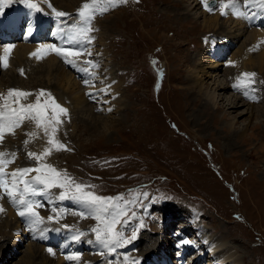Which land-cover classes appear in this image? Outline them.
I'll use <instances>...</instances> for the list:
<instances>
[{
	"label": "rangeland",
	"instance_id": "rangeland-1",
	"mask_svg": "<svg viewBox=\"0 0 264 264\" xmlns=\"http://www.w3.org/2000/svg\"><path fill=\"white\" fill-rule=\"evenodd\" d=\"M75 1L81 0L60 2L74 4ZM101 6H104V0H101ZM212 8V11L219 10L218 0ZM210 14L214 16L201 0H127L110 7L102 15H96L100 19L101 34L98 38L102 39L101 42L93 40L92 47H89L93 56L86 55L89 58L85 60L97 58L101 48L108 53L105 52L107 56L97 62L98 76L93 77L92 84L97 85L107 70L110 69L112 77L115 72L125 93L124 107L118 113L111 109L110 114L91 115L89 112L94 110H90V103L95 107L97 100L88 96L86 112L79 115L77 111L70 110L66 116H60L62 123L58 126L56 139L68 150L53 151L42 162L66 171L77 183L95 185V188L86 190L97 195L114 197L122 194L128 200L138 198L139 203L130 206L128 211V216L134 211L136 218L127 228L117 226L128 238L134 230L138 231L136 239L124 248L111 255H101L106 250L97 243L86 246L84 242L88 238L95 241L94 233L89 230L98 221L73 215L82 209L75 201L74 205L69 203L70 207L80 210L71 212L70 209L58 223L52 222L60 231H43L46 235L51 233L47 239L50 247L60 251L64 258L59 264H89L93 261L117 264V258L122 259L121 264L134 261L138 264L151 252L146 251L145 245L156 243H162L166 253L167 250L171 252L169 256L166 254L164 261L158 257V263L173 264L177 250L169 249L171 233L178 227L187 229L186 225L192 219L196 220L197 226L206 229L211 239L217 241L219 237L235 246L233 259L239 261L235 264H264V67L261 72L256 67L252 70L256 74V82L250 87L261 94V99L255 103L251 96L247 97L233 87L238 79L228 80L225 76L228 69L233 68L230 60L236 62L241 51L248 48V32L255 25L249 23L244 27L243 21L239 27L236 19L230 23L226 21L229 19L218 15L217 26L226 30L230 28L228 38L224 40L233 43L220 57L218 66L212 67L214 57L209 56L207 43L212 39H217L212 44L223 40L220 39L222 34H210L203 26V18ZM261 23L264 21L255 27L264 32ZM45 25L38 34L35 33L36 37L31 36L30 42L45 41L63 46L59 33L53 36H45V31L40 33L47 27L50 30L54 28L53 25ZM10 30L17 31L13 27ZM235 31L238 33L234 39L231 34ZM28 62L30 60L23 58L21 62L13 60L14 64L9 68L0 66V94H5L12 85L33 93L22 103H34L35 94L41 89L54 98L59 92L50 89V85L55 84L54 78L42 72L41 67L39 70ZM62 65L72 72V79L75 75L83 79V75L77 74L72 66ZM196 67L205 71L200 92L193 81L192 71ZM249 68L246 64L244 69L247 72ZM18 81L21 86H15ZM205 92L213 93L215 104L209 103ZM45 99L47 97H42L41 102ZM0 102L3 103L2 100ZM231 102L237 107L231 108ZM106 105L109 102L102 103V106ZM49 115H52L51 111ZM31 125L33 128L34 123ZM26 133L25 127V131H19L11 139L10 146L14 152L17 151L15 161L19 167H23V161L35 167V161L28 159L27 153L39 154L45 147H50L48 137L39 136L37 132L25 147L24 141L29 139ZM53 191L58 195L61 189ZM50 208L51 205L45 203L40 209L55 215ZM141 220L143 227H139ZM64 225L69 229H64ZM34 229L33 226L8 229L5 224H0V264H25L22 258L30 247L31 255H34L28 264H45L47 260L55 264L56 259L47 251L32 247L46 243L47 238L32 237ZM76 229L85 232L78 241L81 245L72 249L74 241L71 240L69 246L63 248V236ZM54 233L58 242L52 236ZM195 234L198 235L193 228L188 230L191 242ZM195 251L191 249L181 258L188 262L193 259ZM75 253L79 254V260L67 259L68 255ZM209 255L210 252L205 253L202 259L194 262L205 264ZM98 258L102 259L101 263Z\"/></svg>",
	"mask_w": 264,
	"mask_h": 264
},
{
	"label": "snow or ice",
	"instance_id": "snow-or-ice-1",
	"mask_svg": "<svg viewBox=\"0 0 264 264\" xmlns=\"http://www.w3.org/2000/svg\"><path fill=\"white\" fill-rule=\"evenodd\" d=\"M10 2V0H0V4ZM27 2L28 6L35 11H42L36 4L31 3V0H22ZM127 0H104V6H101V0H90V2L83 3L82 7L77 10L76 14L57 11L52 8V12L58 18L73 17L72 22L68 23L67 20L62 21L64 27L58 29L60 39L63 41V46H57L56 44H41L36 51L30 55L43 59L47 53H55L63 58L64 62L74 68H78L81 72H88L89 69L85 67H78L79 63L86 64L92 68L99 67L98 63H94L93 60L79 61L78 58L82 55L91 56L89 46L94 39L90 35L95 31L92 27V21L96 14H104L110 7L114 8L118 4L126 3ZM204 6L208 11H212L213 8L209 5V0H203ZM217 0H212V4H216ZM241 0H219V10L221 15H227L226 9H232V12L237 17L250 19L254 18L257 14H264V0H243L245 8L255 5L258 12L253 13L250 17L247 12L240 10ZM51 7V5H49ZM34 31V27L29 25L27 32L29 35ZM14 48V45H5L3 49V55L0 56V65L3 68L9 67V56ZM230 64L232 62H229ZM23 74V70H21ZM95 76V73H91ZM255 73L245 72L242 74L243 78L239 79L238 83L233 87L245 88L254 84ZM85 84L90 83L89 80L84 81ZM100 91H105L101 89ZM247 94V92H245ZM33 95L31 92L9 89L7 94H0V146H3L7 136H15L16 130L26 122H34L37 129H43L45 136L48 137V145L41 153L31 152L27 153V158L35 161V167H18L12 171H8V165L15 162L17 158L16 152H9L8 150L0 151V198L6 197L10 203L17 208L18 215L27 218V221L33 226L45 225L47 222H59V220L66 214V209H58L56 202L60 201H75L82 209L78 212L72 213L78 215L81 219L93 218L98 221L97 225L91 228L89 231L94 233L95 241L88 240V243H97L106 251H102L101 255H111L117 252V249L126 246L136 239L137 230L133 231L130 238L125 237L122 230L129 227L131 222L136 218V213L133 211L131 216H128L130 206L139 203L138 198L128 200L124 196H101L97 195L94 191L86 189L95 188V185H86L77 183L74 178L70 177L66 171L56 169L53 165L43 163L53 151L68 150L66 145L56 139V132L58 126L62 123L60 116L67 115L68 110L58 104L51 96V93H47L41 89L36 95V101L34 103H22L23 100H27L29 96ZM92 96V93H88ZM42 97H47L41 102ZM111 111V109H108ZM51 111L52 115H49ZM29 139L24 141L25 147L31 142V139L35 138L36 133H26ZM35 173V175H30ZM61 189L57 195L53 190ZM147 196V193H143ZM42 198L43 202L41 199ZM47 203L51 205V212L55 215H49L47 218L40 215L38 208L44 207ZM4 209L0 206V212ZM126 217V218H125ZM120 226V229L117 226ZM64 228H68V225H64ZM139 227H143V221H140ZM47 229H41L46 231ZM60 231L59 228L54 229ZM85 235V232L78 229L73 230L72 240L78 242ZM188 243V241H184ZM49 253H52V249H47ZM67 259L76 261L79 260L78 255H70ZM133 264H136L134 261Z\"/></svg>",
	"mask_w": 264,
	"mask_h": 264
},
{
	"label": "bare ground",
	"instance_id": "bare-ground-1",
	"mask_svg": "<svg viewBox=\"0 0 264 264\" xmlns=\"http://www.w3.org/2000/svg\"><path fill=\"white\" fill-rule=\"evenodd\" d=\"M60 1L61 0H31V3L36 4L37 7L42 9V11L38 12V11L31 9L28 6L27 2H22V0H10V2L0 4V17H5L7 20H10V12L13 10L16 14V15L14 14V17L15 16L21 17L26 22H28L29 25H31L35 28V32H33V36L36 37L35 33L37 32V34H38V30L41 29V27L44 26L45 24L53 25L54 28H52L49 31V34H50L49 36H53L55 33H58V29L60 27L65 26L64 24H62V21L67 20L68 23H71L72 17L71 18L70 17L58 18L52 12V8H55L57 11H64V12H68V13L73 14L80 7H82L83 3L90 2V0H81V1H75L76 4L75 3L73 4L71 2L61 3ZM193 1H197V0H193ZM201 1L203 2V0H201ZM225 2H227V0H225ZM195 3H197V2H195ZM192 4H193V2H192ZM49 5H51V7H49ZM218 8H219V0H218ZM247 8H248V10H245ZM247 8L244 7L243 0H241V3H240V10L241 11L247 12V14L250 17L253 15V13L258 12V9L256 8L255 5H251ZM211 12L214 14V16H212L210 14L208 17H204L203 18V24H204L203 26L205 27V29L208 30L207 32L210 34H211V32H213V33L216 32L219 35L222 34V37H220V39L223 40L222 43H218V44L217 43L212 44V43L216 42L217 39H212L211 41H208V43H207V47L209 49V52L208 51L207 52L209 53V56L211 58L214 57V58H212L213 59L212 67H216L219 64L218 61L221 60L220 57L223 56L224 54H226L225 53L226 49L228 50V47H230L233 43V42L231 43V42H228L227 40H224L225 38H228L227 32H230V28L228 30H226L225 27H222L220 25L217 26L219 23L218 22V15H220L221 18L229 19L226 21H230V23H233L232 21L234 19H236L239 27H241L243 25V21H245L244 27H246V26H248L249 23L250 24L253 23L255 26H257L258 23L260 24L261 20L264 21V14H257L254 16V18L245 19V18L237 17L236 15H234L231 7L226 9V12L228 13L227 15H221L220 10L210 11V13ZM114 13H117V12L114 11ZM96 15L92 21V27L95 29V31L91 32L90 35L93 36L94 39H98V42H101L102 38L101 39L98 38L101 34V32L99 30L100 19L98 20V17ZM47 25H45V26L47 27ZM17 26H18L17 24L12 25L9 27V30L12 29V27L14 29H17L18 28ZM255 26H254V28H252V30H250L248 32V36H247L248 48H246L244 51H241L240 59H238L236 62L231 63L233 66L232 69L227 68L228 71L225 73L226 74L225 76L227 77L228 80H236L238 78L239 79H247V78L242 77V74L246 72L244 69L246 64L247 65L249 64V67H250L247 72L252 73V70L254 67H256L258 72H261V70L263 69V67H264V32L261 31L260 28H257ZM216 27H217V29H215ZM236 30H240V28H237ZM20 31H22V30L20 29ZM8 33H9V31L6 32V31L0 30V36H7ZM236 33H238V32L235 31L234 34H231L232 37L234 36L233 37L234 39L236 37V35H235ZM31 36L32 35L29 36L27 41L24 40L21 43H13L12 44V45H14V48L12 49L10 56H9V65L12 64L13 60L21 62V60L23 58H27L28 60H30V62H28V63L33 64L32 67L36 66L37 68H39V70L41 67V69L43 70L42 72H47L46 73L47 76L49 75V77L52 76L54 78L55 84L50 85V89L51 90L53 89V91H55V92L59 91L57 93V95L54 97L55 101L58 104H60L64 108H66L69 112H70V110H73V111L75 110L80 115V113L86 112V111H84L85 105L88 106L89 102H87V99H88L87 97L90 96V95H88V93H92L93 95L90 96V98L96 99L97 102H96L95 107H93L94 105L92 106L90 103V106H89L90 110H94V112H89V114H91V115H93L94 113L99 114V115L110 114V111L108 109H114L115 113H118L117 111H119L121 107H124L123 103L125 100L124 99L125 93L123 91L122 83L118 80L115 72H114V77H112L110 69L107 70L104 74L105 76L99 80V83L97 85H93L92 84L93 77L98 76V72L96 71L97 67L92 68L86 64L79 63L78 67L88 68L89 71L88 72H81L78 70V68L73 67L76 70L77 74L83 75V79L81 78V80H80V78H79L80 76L77 77L75 74L74 75L77 78L74 76V79H72V76H73L72 72L69 71L67 68H65L64 67L65 65H62L63 63H65L62 57L56 55L55 53H51V52L44 55L43 59H37V58L30 55L31 53L36 51L37 48L41 44H44V45L50 44V43L45 42V41L42 43H36V42L32 43V42H30ZM210 37H212V36H210ZM93 40H92V42H93ZM62 43H63V41H62ZM92 45H90L89 47H92ZM102 45H103V43H102ZM4 46L5 45H0V56H2L4 54L3 53ZM105 52L108 53V51L105 48H101V50H99V52H98L99 54L97 55V58H90V59L93 60L94 63L102 61L107 56V53H105ZM92 56H93V54H92ZM206 57H207V55H206ZM86 58H89V57H87L86 55H82L81 57L78 58V60L79 61H85ZM24 62L26 63V61H24ZM199 62H201V61H199ZM230 62H231V60H230ZM202 64H204V63L202 62ZM66 65H68V64H66ZM0 66L2 67V65H0ZM54 66H56V67L54 68ZM197 66H199V65H197ZM204 67H205V65H204ZM14 68H15V65H14ZM16 68H17V65H16ZM18 71H20V70H18ZM192 72H193V76L195 78L193 80L194 84H197V88L199 89L198 92H200V91H202V85H203V84H200V82H201V79H203L202 77L205 75L204 68L198 69L196 67V69H194V71H192ZM91 73H95V76H92ZM199 73H200V76H199ZM226 77H224V78H226ZM86 79L89 80L90 83L85 84L84 81ZM223 81H225V80H223ZM19 82L20 81L15 82V86H21V84ZM237 83H238V81L235 82L234 84H237ZM9 89H16V87L11 85ZM9 89H7L5 91V95L7 94V91ZM20 89H22V87H20ZM101 89H105V91H100ZM235 89H236V91H240V93H242V94L243 93L245 94V92H247V94H245V95L247 97L251 96V99L253 98L252 100H254V103L258 102L259 99H261V94L255 93L252 90V88L250 87V85L247 87V89L237 88V87ZM2 91H4V90L2 89ZM106 95H108L109 97L106 98L105 97ZM205 95L207 96V100L209 101V103H212V104L216 103V101L214 100L212 92L211 93L205 92ZM103 102H109V105L102 106ZM245 103H246V101H245ZM230 104L232 106L231 108L237 107V104H235L234 102H231ZM125 105H126V103H125ZM207 107H205V108H207ZM103 118H105V117H103ZM105 121H107V120H105ZM117 122L119 123L120 121H117ZM108 123H110L109 120H108ZM33 126L34 127L32 128L30 121H26L21 126V128L16 130V135H18L19 131L20 132L25 131V127L27 128L28 133L39 132V136L45 135L43 132V129H37L36 128L35 123ZM230 126H232V125L230 124ZM243 133H244V130H243ZM16 135L15 136H7L4 145L0 146V151L8 150L9 152H14L13 151L14 148L10 146V141H11V139L15 138ZM17 162L15 161L13 164L8 165L7 170L10 172V171L14 170L15 168H18L19 164ZM22 165H23V167H31L29 162L24 163V161H23ZM30 175H35V173H31ZM38 199L42 200V198H38ZM0 206H2L4 209L3 212H0V224H2V223L5 224L6 228H8V229H14V228L21 229V227L25 228L28 226H32L27 221V218L21 217L18 215L17 208L14 207L6 197L0 198ZM37 211H38V209H37ZM71 212H72V210H71ZM39 213L41 216H43L45 218H47V216H49V215H52L50 212L46 211L45 209L44 210L40 209ZM79 218H81V217H79ZM194 221L196 222V220H194ZM194 221L192 219V221H189V223H187V225H186V226H188L187 229H185V228L181 229L180 227H178L177 229H175L176 231H174V233L173 232L171 233V237H170L169 243H168L169 249L174 248L177 250V252H175V255H174L175 261L173 262V264H176V261L178 263L180 262L181 264H196V262H194V260L202 259L203 258L202 255H205V253H208V252H210V255H209L210 258H209V260L205 261V264H217V263L218 264H235V263L239 262L236 259H233L234 255L232 254V251L235 249V246L231 245L230 243L222 241L223 239L219 238V237H218L219 240L217 239V241L214 240L215 238L211 239L210 235H208L206 233V229L202 226H199V225L197 226V224ZM21 223H27V224H21ZM167 227H169V226H167ZM45 228L47 230L53 231L56 227L54 225H52V222L46 221L45 225H39V226L35 227L34 230H32V237L36 236V235L40 238L47 237L46 238V242H47L48 241L47 239L51 235V233L46 235V233L41 232V229H45ZM191 228H193L194 232H196L198 234V235L195 234L193 242H191L187 236V232H188V230H191ZM12 232H13V230H12ZM17 234H15V235H17ZM66 234H68V235H66ZM66 234L63 236L64 237L63 248L68 247L70 244V241L72 240V238H71L72 234H73L72 231H67ZM52 236L58 242V239L56 238L57 236L55 235V233ZM88 240H90V239L88 238L84 241L86 243V246H88V242H87ZM184 241H188V243H184ZM79 243L74 242L72 249L74 246L81 245ZM35 245L32 247L39 249V251L40 250L47 251V249L51 248L52 253H49L48 251L47 252L49 255H51L52 257H54L56 259L54 261L55 264L61 263L62 260L64 259L61 255V253H59L60 251L58 252L53 247H48L45 244H40L38 246H35ZM48 245H50V244L48 243ZM163 247L164 246H162V243L161 244L156 243L153 246L145 245V248H147L146 251L151 250V252L148 255L144 256V258L141 261H139L138 264H159L158 263L159 262L158 257H161V259L164 261L166 259V254H168V256H169L171 254V252L169 250H167V253H166L165 249ZM191 249L196 250L195 252H193L194 253V255H192L193 259L189 260L188 262L187 261L184 262L182 259L184 254H187V252H189ZM31 253H32V248L30 247L28 252L26 253V255H23L24 256V259L22 258L23 263L28 264L30 261L32 262V255H34V254L31 255ZM70 255H72V254H70ZM74 255L79 256V254H77V253H75ZM94 257H96V255H94ZM51 262L52 261L47 260V263H45V260H44L45 264H52ZM91 263H89V264H91ZM162 263H160V264H162ZM93 264H95V262H93Z\"/></svg>",
	"mask_w": 264,
	"mask_h": 264
},
{
	"label": "water",
	"instance_id": "water-1",
	"mask_svg": "<svg viewBox=\"0 0 264 264\" xmlns=\"http://www.w3.org/2000/svg\"><path fill=\"white\" fill-rule=\"evenodd\" d=\"M209 5H210V6L213 5V4H212V0L209 2Z\"/></svg>",
	"mask_w": 264,
	"mask_h": 264
}]
</instances>
